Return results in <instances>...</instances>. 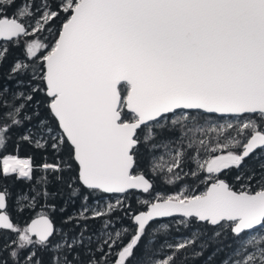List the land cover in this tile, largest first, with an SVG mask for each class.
<instances>
[{"label":"snow or ice","instance_id":"6c2138e0","mask_svg":"<svg viewBox=\"0 0 264 264\" xmlns=\"http://www.w3.org/2000/svg\"><path fill=\"white\" fill-rule=\"evenodd\" d=\"M213 246L264 264V0H0V264Z\"/></svg>","mask_w":264,"mask_h":264},{"label":"trees","instance_id":"16d2710c","mask_svg":"<svg viewBox=\"0 0 264 264\" xmlns=\"http://www.w3.org/2000/svg\"><path fill=\"white\" fill-rule=\"evenodd\" d=\"M18 49H15L13 50V55H15L16 53H18ZM227 118H223V119H217L215 120L214 122L216 123H221L223 122L224 120H226ZM8 151L10 153H14L13 151V148L12 146L10 145L9 148H8ZM34 152L31 148H27V147H21L20 148V151H19V155L20 157L24 158L28 155H33ZM40 160H41V157H40V154L38 152L35 153V163L38 164L40 163ZM246 163L250 166H254L255 165V161L252 160V159H249L246 161ZM36 175H40V173H36ZM14 181V182H13ZM5 183H8L10 188L15 191V190H18L19 188L21 187H24V182L23 181H15V178L13 177L12 180H8V181H4ZM175 189L171 188V187H168V186H165L161 189V191L165 192V193H170V192H173ZM114 196V195H113ZM133 207H136L135 205V202H133ZM71 211V209H69ZM119 215V213H118ZM130 223V221L127 219V218H124L123 220V225H128ZM174 236H176L177 238L181 235H184L185 233L184 232H181V233H173ZM228 243H230V240H225L224 241V244L227 245ZM214 247H210L208 248L205 253H204V256L203 257H200V258H196L195 260H193L191 262V264H207V257L209 255H211V253L213 252L214 250ZM229 251V249L227 247H225V251L224 252H221V253H218L214 258H213V261L211 262V264H220V260L227 254V252Z\"/></svg>","mask_w":264,"mask_h":264},{"label":"rangeland","instance_id":"374dc122","mask_svg":"<svg viewBox=\"0 0 264 264\" xmlns=\"http://www.w3.org/2000/svg\"><path fill=\"white\" fill-rule=\"evenodd\" d=\"M230 119H231V117L227 118L226 120H230ZM224 122H225V120L223 122H221V123H224ZM114 198H115V195L112 197V199L114 200Z\"/></svg>","mask_w":264,"mask_h":264},{"label":"water","instance_id":"95a60500","mask_svg":"<svg viewBox=\"0 0 264 264\" xmlns=\"http://www.w3.org/2000/svg\"><path fill=\"white\" fill-rule=\"evenodd\" d=\"M225 118H230V117H225ZM168 219H170V218H164V220H168Z\"/></svg>","mask_w":264,"mask_h":264}]
</instances>
